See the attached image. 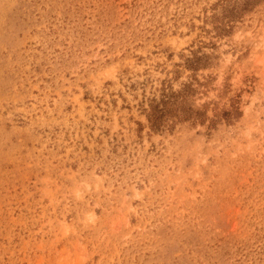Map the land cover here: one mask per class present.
Returning a JSON list of instances; mask_svg holds the SVG:
<instances>
[{
  "label": "rangeland",
  "instance_id": "rangeland-1",
  "mask_svg": "<svg viewBox=\"0 0 264 264\" xmlns=\"http://www.w3.org/2000/svg\"><path fill=\"white\" fill-rule=\"evenodd\" d=\"M0 264H264V0H0Z\"/></svg>",
  "mask_w": 264,
  "mask_h": 264
}]
</instances>
